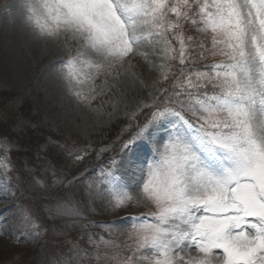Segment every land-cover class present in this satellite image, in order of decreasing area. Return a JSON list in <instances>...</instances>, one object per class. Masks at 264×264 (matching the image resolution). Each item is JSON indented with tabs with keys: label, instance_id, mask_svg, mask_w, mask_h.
Here are the masks:
<instances>
[{
	"label": "snow or ice",
	"instance_id": "6c2138e0",
	"mask_svg": "<svg viewBox=\"0 0 264 264\" xmlns=\"http://www.w3.org/2000/svg\"><path fill=\"white\" fill-rule=\"evenodd\" d=\"M22 7L25 25L37 38L59 47L60 38L71 35L81 44L82 51L53 65L78 102L88 100L82 86L94 85L105 67L132 55L147 61V53L135 51L141 47L162 44L163 57L182 66L173 73L171 91L162 90L163 99L138 107L150 111L121 130L117 140L128 135L118 150H97V159L108 151L115 155L94 170V179L84 177L89 211L98 200L109 211L141 203L155 209L128 217V225H104L109 237L121 227L131 229L128 254L114 251L110 258L116 264H264V0H24ZM185 23L208 34L211 46L185 37ZM205 52L224 59L203 70L183 67L205 59ZM159 68L167 80L171 68ZM144 146L150 155L140 159L135 154ZM2 151L0 170L9 172V150ZM87 152L73 160L82 161ZM52 175L54 184L65 183V176ZM80 182L73 177L67 184ZM83 204L65 194L47 207L49 218L87 229L95 222ZM20 220V227L35 229L29 238L42 234L28 206ZM7 224L0 217V235H8ZM89 244L97 262L109 255L101 254V246L119 247L91 233ZM56 264L68 262L61 258Z\"/></svg>",
	"mask_w": 264,
	"mask_h": 264
},
{
	"label": "rangeland",
	"instance_id": "374dc122",
	"mask_svg": "<svg viewBox=\"0 0 264 264\" xmlns=\"http://www.w3.org/2000/svg\"><path fill=\"white\" fill-rule=\"evenodd\" d=\"M23 3L24 0H0V139L9 142L6 155L12 166L9 172L0 170V217L5 216L8 220V235H0V264H56L61 258L68 264H116L110 258L111 254L114 251L128 254L125 245L132 244L131 229L121 227L109 237L104 225L110 222L128 225V217L141 216L155 209L141 203L127 211H109L98 200L89 211L83 196L84 177L94 179V170L115 155V151H108L97 159V150L105 145L118 150L120 142L128 135L126 132L117 140L121 130L142 122L150 111L137 112L138 107L163 99L167 93L162 90L171 91L173 73L182 66L176 60L163 57L162 44L141 47L135 51L147 53V61L140 55H132L123 64L105 67L96 76L94 85L82 86L88 100L78 102L53 65L82 51L81 44L71 35L62 36L59 47L49 40L37 38L25 25ZM183 32L185 37L198 38L206 48L211 46L208 34L196 31L189 24H184ZM205 57L183 67L203 70L206 65L224 59L207 52ZM160 64L171 68L167 80L161 79ZM90 87L92 91H89ZM133 113H136L135 121L131 119ZM85 149L88 152L83 160L74 161L73 156ZM149 155L147 146L137 149L135 154L140 159ZM3 156L5 153L0 154ZM85 164H93V170L80 179V183L68 185L67 181L73 179L70 176ZM53 171L66 177L64 184H54ZM65 194H75L84 201L87 218L94 221V225L80 229L66 226L64 219L49 218L47 207ZM134 195L137 199L141 197L139 192ZM104 196L108 198L107 193ZM24 206H28L37 218L42 230L39 237L29 238L27 233L35 229L20 227ZM3 212L4 216H1ZM90 233L96 240L103 235L119 247L101 246V254L109 255H102L97 262L91 255ZM83 250L90 255L85 257ZM192 255L199 253L194 251Z\"/></svg>",
	"mask_w": 264,
	"mask_h": 264
},
{
	"label": "bare ground",
	"instance_id": "6f19581e",
	"mask_svg": "<svg viewBox=\"0 0 264 264\" xmlns=\"http://www.w3.org/2000/svg\"><path fill=\"white\" fill-rule=\"evenodd\" d=\"M3 143H5V142H1V144H3ZM0 150H1V147H0ZM4 209V208H3Z\"/></svg>",
	"mask_w": 264,
	"mask_h": 264
}]
</instances>
